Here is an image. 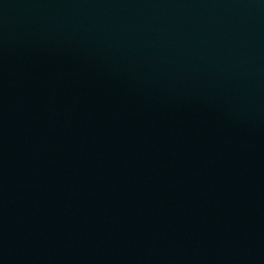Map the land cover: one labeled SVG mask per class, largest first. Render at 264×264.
<instances>
[{
  "label": "water",
  "instance_id": "95a60500",
  "mask_svg": "<svg viewBox=\"0 0 264 264\" xmlns=\"http://www.w3.org/2000/svg\"><path fill=\"white\" fill-rule=\"evenodd\" d=\"M0 264H264V0H0Z\"/></svg>",
  "mask_w": 264,
  "mask_h": 264
}]
</instances>
